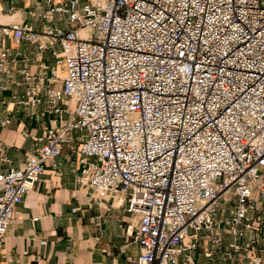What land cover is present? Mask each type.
Returning a JSON list of instances; mask_svg holds the SVG:
<instances>
[{
	"label": "built area",
	"instance_id": "1",
	"mask_svg": "<svg viewBox=\"0 0 264 264\" xmlns=\"http://www.w3.org/2000/svg\"><path fill=\"white\" fill-rule=\"evenodd\" d=\"M9 1L46 22L0 23V91L52 118L0 171V239L75 156L89 205L133 218L135 264H264V0Z\"/></svg>",
	"mask_w": 264,
	"mask_h": 264
},
{
	"label": "crops",
	"instance_id": "2",
	"mask_svg": "<svg viewBox=\"0 0 264 264\" xmlns=\"http://www.w3.org/2000/svg\"><path fill=\"white\" fill-rule=\"evenodd\" d=\"M11 5L9 0H0V23L14 20L41 29L46 22L23 11L6 13ZM16 6L32 8L34 3L20 0ZM7 45L26 47L14 39ZM44 60L51 61L49 56ZM32 69L37 70L38 65L33 64ZM24 90L20 87L17 92ZM11 94L9 89L0 91V118L10 119L4 125L0 122V171L21 167L36 148L33 137L41 135L52 118L41 116L42 106L31 110L13 103L6 105L11 102ZM24 130L30 134L25 135ZM74 167L78 172L83 168L75 156L72 163L60 169L47 166L33 191L15 207L13 220L0 239V264H135L139 246L133 241V228L128 227L133 218L125 213L120 198L90 206L88 188L77 183ZM203 247L207 248L208 243ZM195 262L207 264L201 249L195 254Z\"/></svg>",
	"mask_w": 264,
	"mask_h": 264
},
{
	"label": "rangeland",
	"instance_id": "3",
	"mask_svg": "<svg viewBox=\"0 0 264 264\" xmlns=\"http://www.w3.org/2000/svg\"><path fill=\"white\" fill-rule=\"evenodd\" d=\"M62 72L64 73V70H62ZM204 245H205V242H204Z\"/></svg>",
	"mask_w": 264,
	"mask_h": 264
}]
</instances>
